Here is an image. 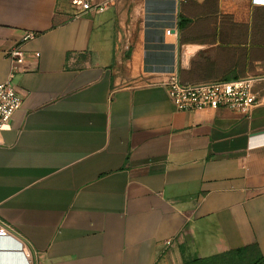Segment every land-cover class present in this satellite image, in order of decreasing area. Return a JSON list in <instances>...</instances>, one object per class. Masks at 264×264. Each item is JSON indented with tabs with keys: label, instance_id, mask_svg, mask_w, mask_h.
Returning a JSON list of instances; mask_svg holds the SVG:
<instances>
[{
	"label": "crops",
	"instance_id": "crops-1",
	"mask_svg": "<svg viewBox=\"0 0 264 264\" xmlns=\"http://www.w3.org/2000/svg\"><path fill=\"white\" fill-rule=\"evenodd\" d=\"M0 0V264H182L264 256V105L180 112L165 84L264 78L249 0ZM264 94V81L255 85Z\"/></svg>",
	"mask_w": 264,
	"mask_h": 264
},
{
	"label": "built area",
	"instance_id": "built-area-1",
	"mask_svg": "<svg viewBox=\"0 0 264 264\" xmlns=\"http://www.w3.org/2000/svg\"><path fill=\"white\" fill-rule=\"evenodd\" d=\"M180 1L199 2L202 0ZM71 2L79 13L100 12L109 4V2L93 3L91 0H71ZM249 3L252 8H264V0H249ZM36 38V33L27 32L20 44L7 55L8 60L13 65V70L9 80L0 84V131L4 129L14 113L22 106V97L17 92L12 80L14 74L19 70L18 68L25 64L23 46ZM262 81L264 78L254 77L185 84L180 81L176 74H173L165 84V88L171 102L180 112L225 109L238 113H249L254 108L264 105V94L255 90V85Z\"/></svg>",
	"mask_w": 264,
	"mask_h": 264
},
{
	"label": "trees",
	"instance_id": "trees-1",
	"mask_svg": "<svg viewBox=\"0 0 264 264\" xmlns=\"http://www.w3.org/2000/svg\"><path fill=\"white\" fill-rule=\"evenodd\" d=\"M182 264H264V256L257 244L230 250L210 257H196Z\"/></svg>",
	"mask_w": 264,
	"mask_h": 264
}]
</instances>
